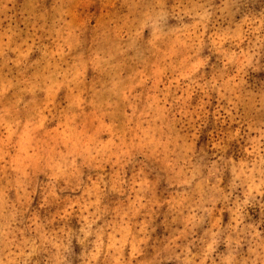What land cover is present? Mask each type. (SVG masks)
Instances as JSON below:
<instances>
[{
	"label": "clouds",
	"instance_id": "clouds-1",
	"mask_svg": "<svg viewBox=\"0 0 264 264\" xmlns=\"http://www.w3.org/2000/svg\"><path fill=\"white\" fill-rule=\"evenodd\" d=\"M0 264H264V0H0Z\"/></svg>",
	"mask_w": 264,
	"mask_h": 264
}]
</instances>
